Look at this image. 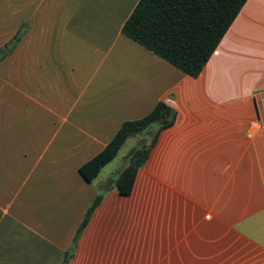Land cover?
<instances>
[{"label":"crops","instance_id":"crops-1","mask_svg":"<svg viewBox=\"0 0 264 264\" xmlns=\"http://www.w3.org/2000/svg\"><path fill=\"white\" fill-rule=\"evenodd\" d=\"M137 1L0 0V49L24 31L0 59V264L57 263L99 192L68 264H264V0L196 76L121 31ZM159 99L177 116L131 191L96 181L112 159L84 178Z\"/></svg>","mask_w":264,"mask_h":264},{"label":"trees","instance_id":"trees-1","mask_svg":"<svg viewBox=\"0 0 264 264\" xmlns=\"http://www.w3.org/2000/svg\"><path fill=\"white\" fill-rule=\"evenodd\" d=\"M245 1L138 0L123 22L121 31L187 74L196 76ZM13 46L5 43L0 49V59ZM176 116V109L159 99L144 115L122 121L105 146L80 164L79 172L87 180H93L103 165L116 156L128 137L148 133L147 139H140L136 146L128 150L125 163L115 175L114 182L119 192L129 193L136 172L147 159L160 131L173 124ZM102 198L101 192L96 194L76 229L71 245L54 264H68L83 229Z\"/></svg>","mask_w":264,"mask_h":264},{"label":"rangeland","instance_id":"rangeland-1","mask_svg":"<svg viewBox=\"0 0 264 264\" xmlns=\"http://www.w3.org/2000/svg\"><path fill=\"white\" fill-rule=\"evenodd\" d=\"M23 33H24L23 26L22 25L18 26L16 31L13 33V35H11L5 42L7 46L14 45V47H16L17 43L22 38ZM17 35L19 39H17ZM12 49L13 48L11 47L9 52H11ZM20 55H21V52L20 50H18L17 52H15V54L12 57L16 59V57L18 58L20 57ZM38 107L39 105L33 104L32 111L34 112L35 108H38ZM148 137H149L148 133L137 134V135H133L129 137L120 147L119 151L117 152L116 156L112 159V161L101 170L99 175L96 177L97 178L96 181L99 179H105L107 177L111 178L116 173V171L120 169V167L125 163V155L128 152V150L136 146L138 142L140 141V139L142 138L147 139Z\"/></svg>","mask_w":264,"mask_h":264}]
</instances>
